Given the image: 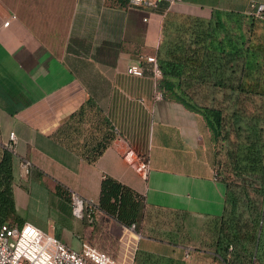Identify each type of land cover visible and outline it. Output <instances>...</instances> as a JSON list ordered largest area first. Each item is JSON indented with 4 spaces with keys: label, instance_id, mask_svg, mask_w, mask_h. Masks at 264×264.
Returning <instances> with one entry per match:
<instances>
[{
    "label": "crops",
    "instance_id": "crops-1",
    "mask_svg": "<svg viewBox=\"0 0 264 264\" xmlns=\"http://www.w3.org/2000/svg\"><path fill=\"white\" fill-rule=\"evenodd\" d=\"M257 4L264 0H161L156 6H131L128 0H0V159L14 133L15 216L78 248L69 236L55 235L51 218L40 223L27 214L46 203L65 224L74 217L66 196L76 193L95 206L96 219L101 181L108 176L134 190L148 208L218 222L225 215L226 185L204 116L162 89L149 71L134 76L126 70L132 63L147 67L140 56L157 57L171 17L211 22L204 31L207 51L235 52V63L239 51L241 67L247 48L260 44L264 52V29L259 30L264 11L256 16ZM220 63L219 57L210 65ZM230 83L236 86L238 79L214 74L205 83L208 89L193 93L216 100L222 96L219 86ZM157 89L163 92L160 100ZM127 151L147 156L146 178L123 158ZM21 161L29 162L26 173ZM57 185L65 195L56 193ZM239 214L243 238L253 226L248 209ZM242 255L239 251V264L247 262ZM257 255L252 264H264V239Z\"/></svg>",
    "mask_w": 264,
    "mask_h": 264
},
{
    "label": "trees",
    "instance_id": "trees-1",
    "mask_svg": "<svg viewBox=\"0 0 264 264\" xmlns=\"http://www.w3.org/2000/svg\"><path fill=\"white\" fill-rule=\"evenodd\" d=\"M178 20L181 21L178 22ZM210 27L211 22L209 21L171 17L164 24L165 42L157 54V60L163 73L162 78L159 80L160 87L170 91L186 107L201 113L216 142L219 138L225 139L223 129L227 120L230 123L239 115L240 111L237 106L238 99L240 100L239 94H256L262 99L264 105V52H261L263 48L260 44L256 45L255 50L247 48L243 57L244 62L239 67V51L236 63L235 52H228L225 56H220L213 50L207 51L204 31L209 30ZM259 39L261 38L259 37ZM219 57L221 60L220 66L217 65L219 67L212 68L210 63H217ZM261 58H263V61H261ZM218 73L222 77L227 76L230 82L235 81L236 78L238 79L236 86L234 83L227 86L218 85L220 87L219 91H222L223 94L225 91L229 93V95L226 94L228 95L227 99L231 98L232 95L234 97L233 104L236 107L227 115L220 107L198 106L194 98L196 94L193 91L202 93L204 89H208L205 84L207 79ZM213 85L217 86V84ZM175 89H177V92ZM261 117H264V115ZM234 146L230 152L232 159H234L236 153V143H234ZM101 151L102 147L95 152L96 155ZM251 158L252 166L260 168L261 166H257L255 161L260 163L262 157L258 158L255 155ZM12 160L13 152L5 149L0 159V225L9 219L18 225L23 224V221L15 216L12 191ZM224 183L226 185V209L225 215L217 222L214 252L225 263L239 264L240 251L243 254L242 257L247 259L246 263L241 262L240 264H252V244L257 253L260 241L264 239V219L261 220V214L264 211V186L261 185L260 189H256L258 195H262L263 199L261 206L255 207L251 201H241L236 191L230 188L225 181ZM261 184H264V181ZM56 193L66 194L60 185L56 186ZM246 197H248L247 194ZM245 202L247 203L245 204ZM144 206L143 198L130 187L108 176L102 179L98 207L120 224L129 226L136 223L139 225ZM240 208L248 209L249 223H252L253 226L252 231L244 232L243 238H239ZM233 249L230 260L227 255Z\"/></svg>",
    "mask_w": 264,
    "mask_h": 264
},
{
    "label": "rangeland",
    "instance_id": "rangeland-1",
    "mask_svg": "<svg viewBox=\"0 0 264 264\" xmlns=\"http://www.w3.org/2000/svg\"><path fill=\"white\" fill-rule=\"evenodd\" d=\"M181 20H178L180 22ZM177 22V23H178ZM264 24V23H263ZM245 26H240L242 30ZM264 27L260 26L259 30ZM239 76V75H238ZM226 91L219 99L204 98L196 95L198 106L220 107L227 114L232 112L234 97L227 99ZM203 99H202V98ZM207 97V96H206ZM237 106L239 115L235 120L224 125L223 135L225 139L215 142L216 166L221 180L234 189L241 201H251L255 207L262 204V195H258L256 189H260L264 181V105L262 99L251 93L239 94ZM237 107V108H238ZM236 143L234 159L230 157ZM262 157L261 162L252 166V156ZM246 194L248 197H246ZM70 203V196H66ZM264 200V199H263ZM240 201V203H241ZM245 202V204L247 203ZM49 217L54 228L55 235H61L78 250L81 247V239L101 250L111 253L115 258H122L124 253L125 236L122 224L112 216L100 211L96 214L92 224L86 219L72 217L64 224L61 218L54 214V210L48 209L46 203L41 205L37 213H28L27 218L35 219L43 223ZM264 219V211L261 220ZM137 231L142 234L135 253L133 264H229L225 263L215 254V240L217 235V221L207 219L190 221L185 215L168 210L148 208L144 206L142 219L139 221ZM91 226V227H90ZM185 249H190V256L185 257ZM255 249V248H254ZM253 255L256 256V250ZM234 249L229 252L231 260ZM253 255L251 261L259 259ZM258 259V260H257ZM238 264V263H237ZM259 264V263H258Z\"/></svg>",
    "mask_w": 264,
    "mask_h": 264
},
{
    "label": "built area",
    "instance_id": "built-area-1",
    "mask_svg": "<svg viewBox=\"0 0 264 264\" xmlns=\"http://www.w3.org/2000/svg\"><path fill=\"white\" fill-rule=\"evenodd\" d=\"M161 0H128L131 6H156ZM173 3L175 0H167ZM255 15L261 17L264 11L263 4H257ZM9 22L6 21L4 25ZM142 64L132 63L127 67L126 72L134 76H142L146 71L151 73L155 81L162 78V69L159 66L156 55L140 56ZM163 98V92L159 89L155 92V99ZM14 133L9 134L7 148L14 152ZM135 171L146 178L149 161L147 156L133 154L127 151L123 154ZM29 162L21 161V171L27 172ZM71 212L74 217L86 219L92 224L95 219V206L81 198L76 193L70 195ZM139 225L132 223L123 226L125 236V248L122 258H115L111 253L101 250L87 242H82L78 250L71 249L56 237L47 234L34 225L25 222L22 225L1 224L0 225V264H133L138 243L142 234L137 231ZM190 249H185V257H189Z\"/></svg>",
    "mask_w": 264,
    "mask_h": 264
}]
</instances>
